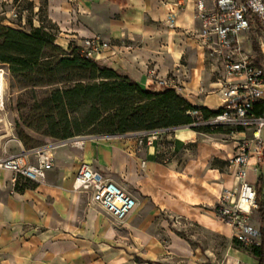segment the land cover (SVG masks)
Instances as JSON below:
<instances>
[{
    "label": "crops",
    "instance_id": "0c3cea01",
    "mask_svg": "<svg viewBox=\"0 0 264 264\" xmlns=\"http://www.w3.org/2000/svg\"><path fill=\"white\" fill-rule=\"evenodd\" d=\"M47 2L49 19L60 28L58 45L64 49L100 37L113 47L96 60H108L144 89L164 90L150 78L149 70L154 68L161 77L172 74L174 83L181 85L177 91L192 104L213 111L222 107V95L213 89L217 83L203 80L207 50L196 16L197 0ZM173 10L178 14L175 28L168 23ZM248 41L245 48L250 52ZM186 53L191 56L185 63ZM186 130L163 134L152 145L133 139L92 138L82 147H59L55 168L42 184L23 177L13 184L10 173L0 172V264L216 262L214 251H203L210 247L186 244L170 228L171 244H159L154 233L157 221L161 229L166 227L167 215L232 239L231 228L217 219L216 205L221 193L234 184L233 176L222 173L220 161L227 153L233 156L235 148H222L215 138L221 134ZM191 147L195 149L192 157L181 159ZM83 163L112 178L137 200L136 210L122 227L98 211L88 195L74 192ZM236 261L260 264L248 248L230 244L225 262Z\"/></svg>",
    "mask_w": 264,
    "mask_h": 264
},
{
    "label": "built area",
    "instance_id": "2783aa9c",
    "mask_svg": "<svg viewBox=\"0 0 264 264\" xmlns=\"http://www.w3.org/2000/svg\"><path fill=\"white\" fill-rule=\"evenodd\" d=\"M196 16L207 53L223 71L218 86L213 88L223 98L219 114L205 119L200 112L193 111L189 113L193 123L183 127L114 136H78L23 149L19 153L6 151L0 157V172L10 173L13 184L21 177L42 184L48 172L55 168V149L61 144L82 147L92 138H121L136 140L140 145H152L163 134L176 133L181 128L230 129L232 135L240 137L234 155L228 160L234 184L219 196L216 214L231 228L232 240L248 249L262 247L264 213L261 228H257L253 220L259 211L257 185L264 176V61L260 62L248 52L245 42L255 31L264 33V0H197ZM177 19L178 14L173 10L168 16L172 28L176 27ZM78 46L83 55L95 60L112 49L111 44L100 37L87 38ZM10 74V67L0 63V115L6 107ZM149 75L164 90L180 89L170 78L159 76L154 68L149 70ZM252 176L257 179L252 180ZM73 190L88 195L95 208L118 224H124L138 206L131 193L87 163L79 168ZM233 264L247 263L236 261Z\"/></svg>",
    "mask_w": 264,
    "mask_h": 264
},
{
    "label": "trees",
    "instance_id": "16d2710c",
    "mask_svg": "<svg viewBox=\"0 0 264 264\" xmlns=\"http://www.w3.org/2000/svg\"><path fill=\"white\" fill-rule=\"evenodd\" d=\"M28 26L30 33L0 23V63L10 67L22 89L31 88L30 93L36 95L37 88H45L44 97L30 110L28 119H34L28 128L39 124L38 130L50 138L65 141L87 134L114 136L178 128L193 123L190 112L198 111L205 119L221 112V108L213 111L192 104L174 88L162 92L146 90L123 70L83 55L77 44L64 49L57 44V34L44 23L40 27ZM23 104L27 106V102ZM195 131L232 133L225 128ZM19 136L28 145L25 133L20 132ZM263 188L262 181L257 185L262 220ZM233 244L243 247L236 240ZM249 250L264 264V236L262 247Z\"/></svg>",
    "mask_w": 264,
    "mask_h": 264
},
{
    "label": "rangeland",
    "instance_id": "374dc122",
    "mask_svg": "<svg viewBox=\"0 0 264 264\" xmlns=\"http://www.w3.org/2000/svg\"><path fill=\"white\" fill-rule=\"evenodd\" d=\"M0 23L5 27L15 28L27 33H30L31 31L28 24H33L34 27H40L44 23L51 32L57 34L58 44L60 28L48 17L47 0H39L38 3L36 2V0H0ZM247 47V49L260 62L264 61V33L262 31L258 30L251 33ZM189 54L190 53H186V55L183 56V62L186 63V60L190 58L191 55ZM105 62L109 61L105 60ZM206 65L207 73L204 75V82L217 83L218 79L223 75L221 66L215 60H212L209 57L208 53L206 54ZM171 76L172 77H170V79L174 83L173 80H176V78L173 77L172 74ZM175 83L178 86H181L177 82ZM43 89L45 88H37L36 95L30 93L31 88L22 89L19 86V83L14 79L13 75L10 74L8 80L6 107L2 115H0V157L3 156L6 151L10 154L19 153L23 149H30L44 144L58 143L62 141L44 135L42 131L38 130L39 124H36V127H34V129L28 128L29 124L34 119L33 117L28 119L30 110L32 106L36 104V102H38L39 99L44 97V94L42 93L44 92ZM24 102H27L26 107H24ZM20 132L25 133L24 138L27 140L28 145H26L25 142L20 138ZM84 136L97 137L106 135L87 134ZM215 138L216 142L222 145V148H226V145H232L235 148L236 142L240 137L232 135L231 132H227V134H221L219 136H215ZM223 145H225V147H223ZM194 152L195 149L191 147L189 152L185 153L186 157L183 156L182 158H180H191ZM226 155L227 158L225 157L222 161H220L221 170L223 174L230 177L232 176V174L230 172L229 163L226 160H229L232 155H229L228 153ZM261 202L264 203V188L262 192ZM96 209L102 212L100 209ZM163 219L165 220L166 227L164 229H161L159 221H157V229L156 232H154L158 239H160L159 244H171L172 239L169 235V232H167V229L170 228L180 239L186 242V244H192L193 246L202 245L205 247H210L203 249V251H207L208 249H210V251H214L217 257L215 264H226L225 260L228 253V248L230 244H233V240L229 236H226L223 233H214L193 221H186L182 219L178 220L167 215L164 216ZM217 219L219 218L217 217ZM254 221L262 224V215L260 211L256 212L253 223ZM113 222L116 226L119 227H122L125 224H118L114 220ZM221 223L227 225L223 221H221ZM207 262L212 261L208 259V261H206L205 263Z\"/></svg>",
    "mask_w": 264,
    "mask_h": 264
},
{
    "label": "bare ground",
    "instance_id": "6f19581e",
    "mask_svg": "<svg viewBox=\"0 0 264 264\" xmlns=\"http://www.w3.org/2000/svg\"><path fill=\"white\" fill-rule=\"evenodd\" d=\"M185 131H187V130H186V129H183V130L180 129L179 132L181 133V132H185ZM8 136H10V135H8ZM176 140H177V139H176ZM178 140H179V139H178ZM182 142H183V141H182ZM176 144H177V143H176ZM63 145H66V144H61V145H59L58 147L63 146ZM176 146H177V145H176ZM177 148H178V147H177Z\"/></svg>",
    "mask_w": 264,
    "mask_h": 264
}]
</instances>
